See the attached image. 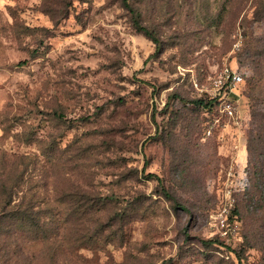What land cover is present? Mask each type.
I'll return each mask as SVG.
<instances>
[{
    "label": "rangeland",
    "instance_id": "obj_1",
    "mask_svg": "<svg viewBox=\"0 0 264 264\" xmlns=\"http://www.w3.org/2000/svg\"><path fill=\"white\" fill-rule=\"evenodd\" d=\"M129 1L0 0V264H264V0Z\"/></svg>",
    "mask_w": 264,
    "mask_h": 264
},
{
    "label": "trees",
    "instance_id": "obj_2",
    "mask_svg": "<svg viewBox=\"0 0 264 264\" xmlns=\"http://www.w3.org/2000/svg\"><path fill=\"white\" fill-rule=\"evenodd\" d=\"M123 6L131 13V18L134 26L137 30L146 34L149 38L157 43V51H161L163 46L158 38L157 32L154 29L149 28L141 21V12L129 1L121 0ZM264 11V1L262 6H258L255 11V15ZM260 17V16H258ZM247 60L251 61V65L255 69V75L250 80L249 97L251 99V127L248 131V152H249V165L254 173L258 174V177L262 179L264 183V149L262 143H264V111L259 107L260 100L262 98L257 92L258 82L264 77V44L260 46L257 38L251 37L247 46L245 47ZM156 51V52H157ZM194 102L206 109L207 112H212L214 105L216 106L221 102V94H215L209 98L199 97L194 99ZM166 195L172 197V194L164 187ZM17 202V201H15ZM20 205L17 202L14 206L18 208ZM210 241V240H208ZM235 257L242 263V255L239 250L230 248Z\"/></svg>",
    "mask_w": 264,
    "mask_h": 264
},
{
    "label": "built area",
    "instance_id": "obj_3",
    "mask_svg": "<svg viewBox=\"0 0 264 264\" xmlns=\"http://www.w3.org/2000/svg\"><path fill=\"white\" fill-rule=\"evenodd\" d=\"M221 76L224 79L223 83L221 84V87H223L226 84L228 88L234 91L239 86V84L244 80L243 75L240 71L229 67L224 68ZM221 105L223 106L224 110L230 113L233 112V106L231 102L227 100H222Z\"/></svg>",
    "mask_w": 264,
    "mask_h": 264
}]
</instances>
